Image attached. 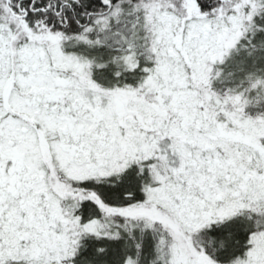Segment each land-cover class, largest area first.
<instances>
[{
    "label": "snow or ice",
    "instance_id": "1",
    "mask_svg": "<svg viewBox=\"0 0 264 264\" xmlns=\"http://www.w3.org/2000/svg\"><path fill=\"white\" fill-rule=\"evenodd\" d=\"M0 264H264V0H0Z\"/></svg>",
    "mask_w": 264,
    "mask_h": 264
}]
</instances>
